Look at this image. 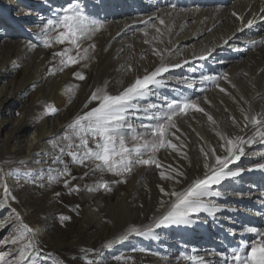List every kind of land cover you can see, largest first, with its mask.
I'll return each mask as SVG.
<instances>
[{
	"label": "rangeland",
	"instance_id": "obj_1",
	"mask_svg": "<svg viewBox=\"0 0 264 264\" xmlns=\"http://www.w3.org/2000/svg\"><path fill=\"white\" fill-rule=\"evenodd\" d=\"M71 2H75V0H71ZM130 2L132 3L135 1L78 0L80 9L89 19L96 20L102 23L105 27L108 23L106 18L109 17V21L114 20L116 22L117 20V24L114 23L115 28L124 27L123 24L128 19V15H125L124 13L126 12L128 14L127 7ZM69 3L70 0H64L60 5L61 7L56 9V3H49L48 0V4L50 5H46L40 9L36 7V0H0V15L4 16L3 14L6 13L5 11L9 14H7L8 17L5 19L0 17V61L4 59L8 60L11 65L10 67L13 68L11 69V75H13V77L9 82H14L15 84L19 83L24 78L25 70L28 71L30 63L37 59L42 63L41 76L47 82L53 81L56 77L61 75L63 71L67 70H69L70 77H72L71 80L70 78L68 80L69 82L71 81L72 84L70 83L71 85L69 87L70 98H68L64 109V127L57 133V136L47 140L43 149H41L42 147L40 148L39 143H37L36 137L34 136H37L38 123L16 132L14 139L8 142L7 146L4 148H2L3 144L5 143L6 138L14 130L16 121L15 119H12L9 124L7 123L0 126V178H3L7 182L9 196L15 197L14 200L9 199L5 207L0 208V224H3L5 219L10 218L12 216V210L15 209L16 212L21 215L23 220L36 231L37 244L42 251L39 256H34L32 258L34 264H84L85 256L93 259L95 264H160L161 262H166V264H192V262L186 259V257L196 255L200 258L203 256L202 250L194 243L190 242L189 244L188 241L182 239L183 232L179 233L180 236L178 235L181 238H175L178 242L177 244L169 226H163L165 229L161 231V233L160 231H157V233L154 231L152 236H137L135 234H130L127 239L120 242L121 244H114L115 246L113 245L111 248H104L103 245L106 242L113 240V238H116L119 234L121 235L122 230H114L116 223L118 224L120 222L128 221L130 226L136 227L140 224V219L146 209L148 218L146 221L150 222L153 220L154 214L160 211L159 208H161L160 202L163 201L162 198L166 196L160 191L161 188H164L165 192H167L171 187H181L184 183L187 185V181L190 179L194 169V173L197 174V177L203 174V167L201 164V162H203V156H201L200 148L205 146V142L199 134L201 126L203 124L208 126L206 135H209L211 132L210 134L215 136L216 132L219 131L216 120L220 118V122H223L224 124L226 122V126H228L227 128L229 130L231 128L235 129V125L232 124V119L237 115V109L239 111L241 110L238 107H240V105L242 106L245 102L243 99L244 96L239 95L240 93L238 94L237 92L240 86L243 88L245 95L252 99L253 95H251L250 87L248 86L249 84H252V78H250L251 76L248 78L243 75V77H241L242 80H240V77L238 76L239 86L234 89L230 87V82L225 84L224 87V83L218 80L217 82L219 83L216 82L212 84L208 88V91L205 90L195 97H187L189 99L186 100L196 101L201 107L205 108V111L209 115L211 114L212 117L215 116V119H213L216 123L214 126L211 121H208L203 113L194 112L190 109L189 114L182 116V119L179 118L178 115L174 117V122L180 130L177 132L179 139H176V137L169 138L173 143L177 144L178 147L181 144L185 145L182 152L186 153V159L183 158L181 154L173 152L170 148L161 149L159 150L160 152L158 151L159 153L157 152L155 154V157L162 165H164L163 168L158 169L155 165H133L131 172L124 173L120 176L107 172L93 171L94 163L92 161H85L83 165L73 163L71 157L67 155V152L59 153L58 148L53 150L52 142L61 141L66 131H68V125L72 123L75 117L90 110L91 107L96 106V102L88 104L87 108L85 107V104L87 98L97 85L105 87L110 94H117L124 87L134 81L136 75H133L135 73H138V76L140 77L146 74L147 67L144 61L146 59V53L148 52H141L137 56L136 50L133 49V47L130 46L127 50L122 48L119 54L114 56L113 63H108L107 61L110 57V53L109 51H104V53L101 54L104 41L98 36V34L104 29L103 27L101 31L93 35L94 37L92 36L82 42V47H89L90 45L95 44L94 52L91 49L89 52L92 58L87 61H81L79 64L63 68L61 71L60 69L62 66L59 63V57H55L53 53L62 51L65 47H70V45L53 43L51 47H43V25L49 18H54L57 14H60L61 10ZM140 3L146 5L145 0L143 2L140 1ZM42 11L45 13L43 17L38 16ZM159 11L160 9L155 11L156 14H158H155V16L152 17L154 19L151 23H156L158 25L159 22L155 17L158 15L163 16ZM225 12L230 13V7L229 10L226 8ZM149 18H147L146 21H149ZM143 25V28H141V26V30L139 29L138 31L142 36V40H147V37L149 38V48L152 47L153 49V47L156 46V48L159 49H166L167 47L165 43L168 41L165 40L164 44H161L158 41H152L151 37L154 36L153 34H157L150 25ZM165 27V25L161 26L163 34L165 33ZM262 27L264 28V25H262ZM149 29L151 32L148 31ZM187 29L189 31L194 29L193 24H188ZM145 30H147L149 34L151 33L147 37L144 36ZM162 37H160V39H162ZM151 43L154 46L151 45ZM142 44H145V42L142 41ZM171 52L167 53V55L170 56ZM72 54L75 55V52ZM135 55L140 59V61L137 60L139 63H137ZM233 55H238V58L235 60H243L242 67L244 69L249 66H246V64H250L247 61V59H250L249 55L248 57L247 55L244 56L241 51H236ZM177 58H179V56ZM168 62L176 63L177 60L172 56ZM136 63L137 67L135 66ZM85 64H87V67H85ZM232 65L233 63L230 62V66ZM137 70H139V72ZM228 70H222L223 72L220 73V77H222L224 73L229 75ZM77 71L81 72L86 79L81 81L74 77L73 73ZM188 73L189 70H182V72H179V70L174 68L170 74L165 75V81L170 83V81L173 80H170V78L186 77L189 75ZM229 78L231 80L232 77ZM222 79L223 78H221V80ZM217 85L225 88L226 91L221 92ZM164 86L159 88L154 87L153 92L164 89ZM214 91L216 92V97H218L216 100L217 102L214 100L211 102L210 100V94ZM34 92L35 88L30 84H26L25 89L20 92L19 97H15L14 95L10 96L8 93H6V95H1L0 100H2L1 102L3 104H1V106L4 108L10 106L14 111L13 118L22 117L23 119L27 118L26 121H29L31 118L33 120L41 111L39 109V106L41 105L40 101L34 100ZM172 92L173 91H171L170 94ZM221 98H223V100ZM147 99H149V97ZM214 102L215 104H213ZM147 104L148 102L144 105L146 106ZM198 120L203 123L201 124L198 122L197 124ZM143 123L148 124L153 122H150L149 120L146 121L145 119L143 120ZM140 124L138 125L139 127L135 125L133 126L134 128H139L141 132H144V129L141 128ZM227 124H229L231 128ZM172 131L175 132L176 130L173 129ZM188 134L195 137V142L193 141L194 144L192 146L190 145L191 142L188 141ZM64 143H66V141ZM193 146L196 149H194V151H197L195 153L197 155L195 156L194 154L195 164H192L191 160H189L191 158V147ZM204 148H206V146ZM5 149L6 152H4ZM252 149L253 148L247 149L250 153L245 151L246 155L241 158L240 163L237 165L239 168L245 169L243 176H239L238 180H234V178L226 179L221 185L214 186V190L220 191L221 193L223 191V194L229 193L228 195H230V193H232V187L240 186L243 188L242 185L245 186L250 182L251 178L253 179L255 177V170L257 169L256 165L260 164L256 161V158L259 157L262 152L260 150L259 152L258 149ZM43 150H49V153L43 156ZM164 151L166 153H164ZM256 154L259 155L257 156ZM55 155H60L64 160V164H52ZM150 155L151 153H146L144 158H149ZM169 165H171V168L168 167ZM65 166L68 167L71 175L60 177L57 180L49 182L48 176H56L58 171L62 170ZM238 167L235 166V168ZM146 168L147 171L144 172L145 174L142 175L139 181L141 196H134V199H137L135 206L139 207V209H137L136 216L135 214L133 216L131 209L127 210L126 208L118 207L116 206V202H118L119 198L124 197L128 193L129 185L133 178L138 174L137 172L139 170H146ZM172 169H177L183 172L186 178L176 177V179L180 180V183H176L174 180H162L160 178L161 171H164L166 175L175 176L176 174ZM232 169L234 170L233 167ZM248 169H252V171L249 172ZM148 171L150 172L149 177L146 175ZM73 177H75V179H73ZM64 179L70 181L68 188L64 186ZM256 181L257 183H261L260 178H256ZM102 182H107L111 190L108 191L104 188L98 187ZM235 184L237 185L235 186ZM73 186H79L78 190L70 192L69 188ZM89 188L94 190L89 191ZM220 188H223V190L221 191ZM150 191H152L151 197H149ZM241 191L244 193L243 189H241ZM57 193H59V195H57ZM154 195L157 197L156 203L151 202ZM2 198V189H0V199ZM158 203L160 204V207ZM157 209L159 210L158 212L155 211ZM130 212L132 213L130 214ZM128 214L131 215L129 218L127 217ZM61 216H68L70 219L61 220ZM229 219L227 223H223L222 221L221 225L230 224ZM231 223H233V220H231ZM213 228L218 230L215 224H213ZM262 231L264 230L262 229ZM10 232V226L0 228V251L11 247L10 245L5 246L2 244V242L9 237ZM226 233L227 232L221 236V240L226 247L225 253L230 255L232 249L238 248L240 245L236 244L234 241H229L226 237ZM256 238L255 234H253V236L249 238L247 244L245 243L246 250H243L244 255H247V253L250 252V244L253 239ZM164 240H168V242H173L175 240L174 243L177 244V249H175L174 255H170L171 257H167L166 253L162 250L161 241ZM82 249H87L89 251L82 252ZM49 253L51 255H49Z\"/></svg>",
	"mask_w": 264,
	"mask_h": 264
},
{
	"label": "bare ground",
	"instance_id": "obj_2",
	"mask_svg": "<svg viewBox=\"0 0 264 264\" xmlns=\"http://www.w3.org/2000/svg\"><path fill=\"white\" fill-rule=\"evenodd\" d=\"M63 1L64 0H49V3L51 2H54V4L56 3L55 6H57L56 9H58L61 7L60 5L63 3ZM134 1L135 2L132 3L130 2L131 5L128 4L127 7L128 14L126 12L124 13L125 15H128L127 17L128 19L123 24L124 26L123 28H115L114 23H116L117 20L116 22L114 20L109 21L108 20L109 17H107L106 19L108 23L106 24L104 29L98 34L99 38L104 41L101 54H103L104 51H109L110 53V57L108 58L107 62L113 63L114 56L119 54L122 48H125V50H127V48L131 46L133 47V49L136 50L137 56L141 52L142 53H144V51L148 52L146 53V59L144 58L145 59L144 62L147 67L146 70L148 72L153 70V68L159 62L158 58L152 54L151 51L152 47L149 48L148 43L142 44V41L145 42V40L144 39L142 40V36L139 34L138 30L139 29L141 30V28H143L144 26L143 24H145L144 22L146 21L147 18L154 17L156 14L155 11L160 9L159 13L163 15L166 21L165 24L166 27L164 29L165 33L163 34L161 40H163V44L164 41L167 40L168 42L165 44L166 47L170 49V51L164 53L166 61L168 62L169 59L173 56V58L177 60L176 63H180L182 65V67L176 68V70H179V72H182V70H189L188 73L189 75L186 77L170 78V80L171 79L173 80H171L170 83L166 82L164 89L160 91H155L154 92L155 95H151L149 96V99L141 101V104H143L142 106H145L144 104L148 102V104L150 103L155 104L158 109H161V111H166V108H164L163 106L166 105L167 102H171L172 100H178L183 102L186 99H189L187 98L188 96L195 97L205 90L208 91L209 90L208 88L212 84L216 83L218 80L224 83V87L225 84L229 83L230 81L231 83L230 87L234 89L237 86H239L238 76L240 77V80H242L241 77H243L244 75L245 77L249 78L251 76L250 78H252L251 79L252 84H249L248 86L250 87L251 95H253V98L252 99L250 97L248 98L245 95L243 88L239 86L237 93L238 94L240 93L239 95L244 96L243 99L245 100V102L243 103L242 106L239 103L240 107L238 108L244 109L245 112L251 109V111L254 114L257 113L264 114V28L262 27V25H264V13H261L260 11L261 8H264V0H164V1L145 0L146 5L140 3V1L143 2L144 0H134ZM46 5H50L48 4V0H36V7L41 9ZM229 7L231 12L230 13L225 12V9L228 8L229 10ZM233 11L242 15L245 18V21L249 19L253 20L254 21L253 25L250 28L245 27L243 28L242 31H238L237 29L240 28L241 25L238 21H236L235 17L232 16ZM5 12L6 13L3 14L4 16L0 15L1 18L5 19L6 17H8L7 16L8 12L7 11ZM167 13H170V15H167ZM44 14H45L44 11H42L38 16L43 17ZM188 24L190 25L193 24L194 29L189 31L187 29ZM148 31H150V29ZM148 39L149 38L147 37V40ZM226 40L227 43H225ZM151 45L153 44L151 43ZM236 51L243 52L244 56L246 55L247 57L248 55L250 56L249 57L250 59L249 60L247 59V61L250 64H246V66L249 65L248 67L245 66L246 69L242 67L243 60L242 61L235 60L238 58V55L236 56L233 55V53ZM169 52H171L170 56L167 55V53ZM209 52L211 53V55H208ZM201 55L206 56V59H199ZM137 56L135 55L136 61L137 60L140 61V59H138ZM178 56L179 58H177ZM185 60H187L188 63L185 64L184 63ZM138 61L137 63H139ZM230 62L233 63L232 66H230ZM137 63L135 65L136 67H137ZM10 66L11 65L8 60L4 59L0 61V96L4 94L6 95V93H8L10 96L14 95L15 97H19L20 92H22L25 89V85L30 84L33 88H35L33 97L35 101H40L41 105L39 106V109L41 111L39 113L40 115L37 113L38 116L36 117H34V115L32 114L34 117L33 120L32 118L29 119V121L28 120L26 121L27 118L23 119L22 117L13 118V113H14L13 109H11L10 106L5 108L1 106L2 100H0V126H3L7 123L9 124L12 119H15L16 121L15 122L16 126H14V130L6 138L3 147L2 146L1 147L4 148L5 146H7L8 142L14 139L16 132L24 130L26 127H31L33 126V124L38 123L39 126L37 130V136L36 135L34 136L36 137L37 143H39L40 148L42 147L41 149H43L47 140H50V138L57 136V133L64 127V123H65L64 109L66 106V102L68 101V98H70L69 87L72 84L71 81L69 82L68 80L69 78L71 80L72 77H70V72L69 70H67V71H63V73L58 77H56L53 81L47 82L41 76L42 63L39 59H37L34 62L30 63L28 71L25 70L24 78L19 83L15 84L14 82H9V80L12 79L13 77V75H11L12 72L11 69L13 68ZM224 69L226 70L229 69L228 70L229 75L227 81L226 80L223 81V79L221 80L222 77H220V73L223 72L222 70ZM137 71L139 72V70ZM170 72L167 73V75L170 74ZM135 75L137 77L138 73H135L133 76ZM202 75L215 77L216 79L202 82L200 80V77ZM229 77H232L231 80ZM97 87L100 86L97 85L96 88ZM171 91L173 92L170 94ZM210 96H211L210 99L211 102H213L212 100L216 101L218 99V97H216L215 91L211 93ZM221 99L223 100V98ZM213 104H215V102ZM227 106L229 107L228 104ZM50 108H55L57 111L55 113L46 111V109H50ZM237 112H238L237 115L234 117L236 118V121L238 122L239 126L235 125L234 127L235 129H232L231 126L227 124L231 128L229 130L227 128L228 126H226V122L224 124L223 122H220L221 121L219 120L220 118L219 119L216 118L218 119L216 120L217 127L219 128V131L224 134L230 136L245 135V138H247V135H250L251 133L250 131L246 133L241 132L240 129L241 127H243L244 122H243L241 110L239 111L237 109ZM152 114L159 115L160 113L157 112V109H151L150 112L147 114L143 112L139 113L138 114L139 118H134V120L132 118L130 122L133 125L139 127L138 125L141 123V119L142 120L146 119V121H148L146 116ZM188 114H189V110H187V114L178 113L177 115L179 118L182 119V116H186ZM150 122L154 123L155 121H150ZM198 122L201 124L203 123L202 121L198 120L197 124ZM137 127L134 128L135 131L141 132L140 129ZM207 130H208V126L203 124L199 132L200 136L204 139L206 146L205 149L209 150L213 147H218L220 143L218 137L216 135H215L216 137L214 135L212 136V134H210L211 132L209 133V135H206ZM187 136H189L188 141L191 142L190 145L192 146L195 142V137L189 134ZM131 143L132 142L129 141V146H131ZM251 148H253L252 150L258 149V151L260 150L262 152L260 156L256 158V161H258L259 163H264V144L256 143L251 146L246 145L245 151ZM194 149H195L194 146L191 147V154L189 153L191 156V158L189 157L190 158L189 160H191L192 164H195L194 154L197 152V151L195 152ZM4 152H6V149ZM48 153L49 150H43L42 155L44 156L47 155ZM164 153L166 152L164 151ZM196 155L197 154H195V156ZM240 161L236 162L233 165H230V168L233 167L235 170L236 169L235 166L238 167L237 165L240 163ZM139 171L137 172L138 174L131 181L129 185L128 193L125 196L123 195L124 197L119 198L118 202H116V206L118 207H123L126 208L127 210L131 209L133 213L130 212V214L132 213L133 216L134 214L136 216L137 209H139V207L135 206L137 199H134V196L136 195L137 197L141 196L139 181L142 175L145 174L144 172L147 171V168L146 170H142V171L139 170ZM255 171H256V175L253 179L252 178L250 179L249 183L247 184L244 183L246 185L245 186L242 185L243 188L240 186L237 187L236 186L237 184H235L236 187H232V191H231L232 193H230V195H228L229 193L223 194L222 191L223 188H220V190L222 191L221 196L218 198H212L215 206L220 209V211H218L215 215H209L207 212H201L198 214H193L190 217L191 223L187 225H168L173 232L172 235L174 239L181 238L179 237L180 236L179 233L183 232L182 239L188 241L189 244L190 242L194 243L197 247H199L202 250L203 254L202 253L201 254L203 256L201 255L202 257H200L199 259L203 260L204 264H222L220 254L221 253L226 254L225 253L226 247L222 243L221 236L224 235L225 232H227L226 237L228 238L229 241L232 242L234 241L236 244L239 245L241 244V242H243L245 245V243L247 244L249 238H251L253 234L243 233L244 226H255L260 230L262 229L264 230V170L257 168ZM194 172L195 169L192 171V175L190 179L187 181V183H189L194 177H197V174H195ZM146 175L149 177L150 172L148 171ZM240 176L242 177L243 173ZM238 177H235L234 180H238L239 179ZM256 178H260L261 183H257ZM185 186L186 183H184V185L181 187H171V189H169L167 192H170L172 190L179 191L182 190ZM241 189H243L244 193L241 191ZM151 193L152 191H150L149 197H151ZM3 196L4 193L2 190V197ZM156 198L157 197L155 195L152 197V199L150 198L151 202L156 203L157 202ZM162 199L165 203H167L170 201V199L173 198L166 195ZM161 208H159L160 211L158 209L155 210L156 212L158 211L159 212L158 213L154 212L155 213L154 217H158L160 214L164 212L165 210L164 207L161 206ZM130 214H128L127 216L128 218L129 216H131ZM146 219H148L147 209L140 219V224L136 227L143 228V226L152 223V220L150 222H147ZM228 219L230 220V224L221 225L222 221L223 223H227ZM231 220H233V223H231ZM213 224L216 225L218 230L213 228ZM129 226L130 225L128 221L120 222L118 224L116 223L114 230L115 229L116 231L122 230V233L121 232L120 233L121 235H123L127 231L126 228H128ZM164 229L165 228L162 226L161 228L154 229L153 233L154 231L156 233L157 231H160L161 233V231H163ZM121 235L119 234L116 238H113V240L117 239ZM174 241L173 242H168V240L161 241L162 250L166 253L167 257H171L172 255H174L175 249H177L178 242L176 240L177 244H175ZM116 244H121V243H116ZM160 264H166V262H161ZM229 264H231V262H229Z\"/></svg>",
	"mask_w": 264,
	"mask_h": 264
},
{
	"label": "snow or ice",
	"instance_id": "obj_3",
	"mask_svg": "<svg viewBox=\"0 0 264 264\" xmlns=\"http://www.w3.org/2000/svg\"><path fill=\"white\" fill-rule=\"evenodd\" d=\"M260 11L264 13V8H261ZM167 15H170V13H167ZM232 16L241 25L237 29L238 31H242L245 27L250 28L253 25V20L245 21V18L235 11L232 12ZM155 19L158 20V25L151 23L152 17L144 23L150 25L157 34L152 37V40L163 43V40L160 39L163 36L161 26H164L166 21L163 16L159 15ZM103 27L102 23L89 19L83 13L78 0H75V2L70 0V3L61 10L60 14H57L54 18H49L44 23L43 47H51L53 43L70 45L62 51L53 53L55 57H59V63L62 66L60 70L62 71L63 68L92 58L89 52L90 49L94 52L95 44L82 47V42L101 31ZM144 35L146 37L149 35L147 30L144 31ZM145 43H150V41L145 40ZM225 43H227V40ZM167 51H170V49L161 50L153 47L152 53L159 61L157 65L150 72L146 70V74L142 77L137 76L131 84L124 87L117 94H110L105 87L95 88L87 98L85 107L87 108L88 104L92 102H96V106L75 117L72 123L68 125V131H66L61 141L52 142L53 150L58 148L59 153L67 152L73 163L83 165L85 161H92L94 163L93 171L112 173L116 176L131 172L133 165H155L158 169L163 168L164 165L155 157L160 149L170 148L173 152L181 154L183 158H187L186 153L182 152L185 145L181 144L178 147L169 138L176 137V139H179L177 132L180 130L174 122V117L178 113L187 114L189 109L203 113L208 121L215 124L213 117L194 100L183 102L172 100L163 106L166 111H161L152 103L146 106L141 105V101L155 95L153 92L154 87L159 88L165 85V74L174 68L182 67L180 63L166 61L164 53ZM73 52H75V55L72 54ZM208 55H211V53L209 52ZM199 59H206V56L201 55ZM184 63L186 64L188 61L185 60ZM85 67H87V64H85ZM73 76L81 81L86 79L78 71L74 72ZM222 78L227 81L228 74L224 73ZM215 79V77L207 75L200 77L202 82ZM219 90L221 92L226 91L223 87H219ZM151 109H157V112L160 113L159 115L146 116L149 121L155 122L145 124L141 119L140 126L144 129V132L135 131L130 119L139 118V113L147 114ZM46 111L55 113L57 110L50 108ZM241 113L244 122L243 127L240 129L241 132L250 131L251 133L247 135V138H245V135L230 136L217 131L216 136L219 137V146L209 150L204 147L200 148V153L203 156V174L194 177L182 190L165 192V189L161 188V192L173 198L167 203L161 201V206L165 209L164 212L158 217H154L152 223L143 226V228L130 226L123 235L106 242L103 247L111 248L113 244L127 239L130 234L152 236L153 230L162 226L187 225L191 223L190 217L193 214L207 212L209 215H215L220 211L215 206L212 198L220 197L221 192L214 190V186L221 185L226 179L238 177L245 171V169L239 167L233 170L230 165L239 162L246 155V145L264 144V114H254L251 109L247 112L241 109ZM233 124L239 126L235 118H233ZM173 129L176 131H172ZM65 141L66 143H64ZM129 141L132 142L131 146H129ZM146 153H151L149 158H144ZM52 164H64V160L60 155H55ZM168 167L171 168V165ZM256 167L264 170V163L257 164ZM248 170L251 171L252 169ZM172 171L175 172V176L166 175L164 171H161L160 178L180 183V180L176 177H185V174L177 169H172ZM70 175L68 167L65 166L58 171L56 176L49 175L48 180L52 182L60 177ZM63 183L66 188L70 185L68 179H64ZM78 187L73 186L69 188V191H77ZM98 187L108 191L111 190L107 182L100 183ZM0 189L4 193L3 198L0 199V208H3L9 199L14 200L15 197L9 196L8 184L3 178H0ZM88 190L93 191L94 189L89 188ZM60 219L69 220L70 217L61 216ZM8 226L11 227V232L2 244L11 247L0 251V264H34L32 258L39 256L42 251L37 244L36 231L23 220L15 209L12 210V216L5 219L3 224H0V228ZM243 233L255 234V237H257L250 244V252L247 255L243 254V250L246 249L244 243L241 242L238 248L232 249L230 255L220 254L222 264H229V262L231 264H264V231L255 226H244ZM81 251L87 252L89 250L82 249ZM49 255L51 254L49 253ZM186 259L191 261L192 264H204V261L196 255L188 256ZM84 264H95V262L85 256Z\"/></svg>",
	"mask_w": 264,
	"mask_h": 264
}]
</instances>
